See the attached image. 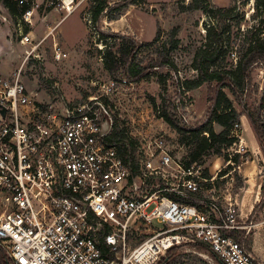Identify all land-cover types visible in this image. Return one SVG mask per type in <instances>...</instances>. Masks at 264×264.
Wrapping results in <instances>:
<instances>
[{"label":"built area","instance_id":"built-area-1","mask_svg":"<svg viewBox=\"0 0 264 264\" xmlns=\"http://www.w3.org/2000/svg\"><path fill=\"white\" fill-rule=\"evenodd\" d=\"M14 1L27 8L20 19L27 25L43 5L65 17L78 6ZM20 42L33 44L22 31ZM32 55L0 74V249L11 264H154L187 236L220 264H262L245 245L255 225L242 220L231 193L215 196L217 181L232 170L206 176L202 161L189 165L173 155L163 135L134 152L103 99L110 100L116 81L85 102L55 108L34 100L24 81ZM63 57L56 50V60ZM260 122L264 143V104ZM241 127L235 123L231 132L226 167L234 171L249 158ZM258 206L264 224V181Z\"/></svg>","mask_w":264,"mask_h":264},{"label":"rangeland","instance_id":"rangeland-1","mask_svg":"<svg viewBox=\"0 0 264 264\" xmlns=\"http://www.w3.org/2000/svg\"><path fill=\"white\" fill-rule=\"evenodd\" d=\"M121 1L107 0V3L113 7ZM95 2L76 0V10L67 17L64 12L50 11L47 5H43L35 12L33 25H27L13 19L0 1V25L6 32L7 18L11 31L9 45L4 36L0 41V74L7 76L21 67L27 51H32L33 55L25 68L24 81L34 100L55 108H59L62 101L85 102L91 97H100L104 86L116 81L117 90L110 94V100L103 99L113 111L116 131L123 137V141L135 152L149 138L163 135L170 142L173 155L183 156L187 161L191 146L183 143V136L161 119L160 114L166 112L181 127L198 126L205 122L219 84L206 83L188 92H180L177 86L178 80L184 83L186 80L197 79V72L192 68L194 56L206 43V28L214 21L207 16L205 10L234 9L230 20L223 23L232 26L231 31L224 32L223 35L226 44L230 43L231 50L225 62L221 63L227 70H232L254 34L258 33L259 22L262 18L264 20V17L257 14L256 0H147L146 5L129 6L123 16L105 11L98 24L93 22L92 17ZM158 29H161L160 41L141 49L135 58L138 65L147 68L149 77L137 82L129 79L128 84L119 85L120 80L128 79L126 68L120 66L114 73L105 68L104 53L108 50L107 45L117 54L122 47L128 45L122 37L134 39L140 45L152 42ZM261 29L264 33V24ZM173 30L177 31L180 45L176 50L170 51ZM21 31L24 35L30 34L33 44H21ZM102 33L107 36L104 37ZM56 50L65 55L60 61L55 58ZM8 51L10 55L7 54ZM117 56L120 57L118 54ZM166 56L174 61L177 72L174 73L163 65V58ZM224 91L239 113V119L242 116L245 118V139L255 151L260 144L253 129L248 126L250 121L247 115L252 114L261 120L264 62L254 66L247 86L238 90V95L232 94L228 88ZM154 103L157 109L154 108ZM213 126L216 132L219 131L220 125ZM220 148L216 145L201 160L210 177L216 176L219 169H225L222 174L232 170L227 178L217 181L216 197L224 196L227 192L236 194L243 185L240 170L236 168L234 171L233 166L226 167L230 146H222L220 153L216 154ZM254 159L263 176L264 153L259 160L249 151L248 161L241 160V164ZM261 221L262 217L258 213L253 223L248 221V224ZM254 243L257 253L264 261V226L246 234V248L252 250ZM154 264L220 262L203 250L193 237L187 236L180 244L161 254Z\"/></svg>","mask_w":264,"mask_h":264},{"label":"trees","instance_id":"trees-1","mask_svg":"<svg viewBox=\"0 0 264 264\" xmlns=\"http://www.w3.org/2000/svg\"><path fill=\"white\" fill-rule=\"evenodd\" d=\"M5 8L9 11L10 16L20 21L22 15L27 8L21 9L18 3L14 0H0ZM95 5L92 9L93 22L98 24L102 14L105 11L109 13H117L123 16L129 6H143L147 4V0H122L121 2L110 7L107 0H95ZM207 2V1H206ZM257 14L260 17H264V0H256ZM52 9H50L51 11ZM234 9L223 8H211L205 10L207 16L214 20L212 25H209L206 29V43L197 50L192 68L197 72L196 80H186L181 83L178 80L177 86L180 92L191 91L202 87L206 83L216 82L219 87L215 89L214 99L212 100V107L208 112L207 119L201 125L198 126H185L181 127L177 124L169 114L162 112L160 118L163 119L171 128L177 133L183 136V143H187L191 146L189 155L187 157V164L200 162L203 157L211 150H214L216 145L232 146L235 142V138L231 137V132L235 123H240L239 113L233 106L232 101L228 98L224 89L228 88L232 94L238 95V90L245 88L249 82V78L254 66L258 63L264 62V36H262L263 29L261 26L264 24L263 18L259 22V30L257 34H254L250 40L247 49L243 53L240 59H238L236 66L232 70H227L221 63L225 62L226 56L231 50L230 43L224 41V32H230L231 25H223L227 20H230V14ZM104 37L107 35L102 33ZM128 42L127 46L122 47L117 54L113 52L112 48L108 46V50L104 53L105 68L114 73L119 70L120 66L126 68L127 80L129 81H141L149 77L146 73L147 68H143L136 63V56L139 51L145 47H151L158 43L161 38V29H158L157 35L152 42L137 44L134 39L122 37ZM172 44L170 51L176 50L180 41L177 39V31L172 32ZM163 65L168 67L172 72H177V67L174 61L166 56L163 58ZM161 82H163L161 78ZM264 104V96L262 98V105ZM154 108L155 103L153 104ZM245 115V114H243ZM251 127L258 138L260 148L264 153V143L262 138L261 120L256 118L252 114L247 115ZM214 124H218L224 128L222 133H217L214 129ZM120 140L123 137L119 136ZM221 148L217 150L216 154H219ZM229 159H227L228 161ZM235 163H240L239 156L233 158ZM206 176L209 177V173L206 172ZM259 213V206L254 209L253 214L249 218V222L253 223L254 218ZM241 240L240 235L236 237ZM173 251V250H172ZM171 251V252H172ZM0 264H11L7 259L5 253L0 249Z\"/></svg>","mask_w":264,"mask_h":264},{"label":"crops","instance_id":"crops-1","mask_svg":"<svg viewBox=\"0 0 264 264\" xmlns=\"http://www.w3.org/2000/svg\"><path fill=\"white\" fill-rule=\"evenodd\" d=\"M115 3L116 2H112V4H115ZM10 32H11L10 26L6 18V32L4 29H2V26L0 25V41L2 40L1 38L4 36L6 37V44L9 45L11 43L10 41L11 33ZM7 54L10 55V52L8 51ZM244 119L245 118L243 116L240 118V123L242 125L241 127L242 139L246 147L253 154V156L260 160V155L263 154L261 151V148L257 146L255 148V151L252 150L249 147L247 140L245 139ZM248 126L249 128L252 129L250 122L248 123ZM218 127L220 129L217 132L218 133L222 132L223 128L221 126H218ZM254 162H255V159L252 162L249 161L247 163H244L241 166L239 170H240V176L243 179V185L238 190V193L236 194L231 193L233 199L237 203L238 211L243 221H248L250 216L253 214L254 209L258 206V200H259V197L262 191V183L264 181V178L261 176L262 170H259V167ZM254 225L255 227H253V229L255 231L264 226V224L262 223L260 224L256 223ZM250 251L262 264H264V261L262 260V258L259 256V254L257 253L255 249V243L253 244L252 250Z\"/></svg>","mask_w":264,"mask_h":264},{"label":"water","instance_id":"water-1","mask_svg":"<svg viewBox=\"0 0 264 264\" xmlns=\"http://www.w3.org/2000/svg\"><path fill=\"white\" fill-rule=\"evenodd\" d=\"M2 114L5 115L6 114V110L3 108L2 109ZM110 131V127H107L106 128V132H109Z\"/></svg>","mask_w":264,"mask_h":264}]
</instances>
